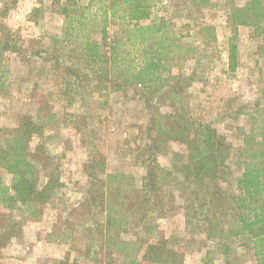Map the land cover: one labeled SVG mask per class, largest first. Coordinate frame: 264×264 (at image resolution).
<instances>
[{
    "label": "trees",
    "instance_id": "1",
    "mask_svg": "<svg viewBox=\"0 0 264 264\" xmlns=\"http://www.w3.org/2000/svg\"><path fill=\"white\" fill-rule=\"evenodd\" d=\"M188 1L176 0L174 10L180 11ZM17 2L5 0L0 9V98L11 94V55L40 66L39 74L48 73L56 81V90L40 95L33 114L20 113L14 125L0 126V169L7 173L6 180L0 172V253L24 235L27 223L40 220L52 206L61 211L48 237L68 249L51 264H184L185 250L167 238H154L157 224L147 226L143 236L126 237L131 228L135 230L130 226L132 218L144 222L153 212L167 218L179 207L187 235H203L198 238L200 246L217 243V249L208 247L203 253L202 264H238L231 258L232 246L242 237L249 238L257 264H264V103L256 100L247 113L246 105L233 113L227 109L226 116H248V128L238 127V144L228 141L213 122L193 116L187 90L199 80V66L178 73L172 66L194 48L181 44V28L172 20L152 14L148 0H87L83 5L82 0H52V10L63 15L66 23L63 35L53 37L46 47L34 39L24 45L4 22ZM190 2L200 10L210 0ZM92 4L97 5L95 10ZM41 8L32 13L39 14ZM226 20L228 70L233 72L240 27L264 35V0L241 4L229 0ZM110 26H116L111 39ZM93 31L100 33V40L91 35ZM198 33L207 43L217 41L215 25H201ZM103 90L133 91L132 98L139 95L150 110L139 130V143L132 149L144 167L140 183L124 171H107L105 154L88 138L97 130L87 101L95 94L104 96ZM56 93L70 102L80 97L86 111L64 110L60 115ZM61 127L74 128L82 143L92 147L83 163L87 181L73 206L62 198L60 158L47 148L50 134ZM170 142L185 145V152L172 151ZM160 157H170L172 167H164ZM78 209L88 218L87 237L72 226Z\"/></svg>",
    "mask_w": 264,
    "mask_h": 264
},
{
    "label": "rangeland",
    "instance_id": "2",
    "mask_svg": "<svg viewBox=\"0 0 264 264\" xmlns=\"http://www.w3.org/2000/svg\"><path fill=\"white\" fill-rule=\"evenodd\" d=\"M3 1L5 0H0V9ZM148 1L152 5L153 15L172 20L178 28H181L180 33L183 34L181 44L184 47L194 48L187 57L176 59L172 66L174 73L190 72L195 65L199 66L197 69L199 80L187 90L191 114L204 121L213 122L228 141L238 144L241 135L238 127L248 128V116L242 114L239 119H235L230 114L226 116V112L228 109L229 113H233L234 109L246 105L244 113L245 111L247 113L256 100L264 103V35H256L252 27H240L238 64L236 70L230 72L227 50L230 27L226 20L229 0H210L209 4L200 10L189 0L180 6L181 10L178 12L174 10L176 0ZM236 2L241 4L244 0H236ZM85 3H88L87 0H82L80 4ZM36 7H42L39 14L32 13ZM90 7L95 10L97 5L92 4ZM52 9V0H18L16 6L3 20L18 33L24 45H28L30 40L34 39L46 47L52 42L53 37L63 35L66 23L65 17ZM191 11L192 15L188 16ZM142 22L147 23L148 19ZM204 24L215 25L218 37L216 42L207 43L198 33V29ZM115 30L116 26H110V39L116 34ZM99 34L93 31L91 35L100 40ZM118 35H121V32ZM39 67L32 62L24 63L16 55H11L10 76L14 80L11 94L0 98V126L14 125L20 113L33 114L35 102L40 95L56 90V81L46 72L40 75ZM132 92L103 90L104 96L95 94L88 99L89 112L97 130L96 134L88 138L93 139L96 148L105 154L107 171H124L134 176L135 183H140L144 167L141 165V158L136 157L132 149L139 143V130L145 126L150 110L148 111L143 101L138 98L139 95L132 98ZM56 99V109L60 115L64 110L86 111L85 101L80 97L71 102L67 96L57 95ZM163 106L167 107V104ZM169 145L172 151L185 152V145L175 142H170ZM47 148L50 155L60 158V176L65 182L61 190L62 198L73 206L81 198V187L87 181L83 173V163L87 161L92 147L82 143L81 134L74 128L61 127L50 134ZM170 159V157H160V162L164 167L170 168L172 167ZM0 172L7 180V173L3 169H0ZM176 176L180 177V174L177 172ZM44 181L45 178L42 176L41 184ZM177 203L181 205L182 200L178 199ZM60 211L59 208L49 206L40 220L26 224V226L31 225L32 241H28L24 246L25 255L21 256V259L31 257L34 259L32 264H51L53 259L65 255L68 246L62 241L48 237ZM71 222L78 235L84 237L90 235L88 218L82 214L81 209L75 211ZM32 224H38L40 227ZM150 224H157L154 238H167L171 245L186 251L184 264H202L201 258L206 249L208 247L217 249L216 241H208L200 246L198 238L203 235H196L193 238L186 234L183 209L179 207L167 218H158L154 212L149 213L144 222H140L137 217L132 218L130 226L134 225L135 230L131 228L126 237H132V234L136 233L143 236L146 227ZM22 237L19 239L21 240ZM35 239L42 241L39 246L36 245V249L31 246L37 244ZM44 240H47V244ZM232 247L231 258L235 263L257 264L254 255L251 254L248 237L235 240ZM13 249L14 247L11 250ZM37 250L43 251L38 254L35 252ZM14 255L17 254L0 257V264L5 260L8 261L7 264H12L8 258ZM220 256L217 254L219 258L216 263L221 260ZM119 262L121 263V259Z\"/></svg>",
    "mask_w": 264,
    "mask_h": 264
},
{
    "label": "crops",
    "instance_id": "3",
    "mask_svg": "<svg viewBox=\"0 0 264 264\" xmlns=\"http://www.w3.org/2000/svg\"><path fill=\"white\" fill-rule=\"evenodd\" d=\"M31 223H33V222H31ZM32 225H34V224H32ZM30 226L31 225L25 226V232H24V235H23L21 240L19 238H17L10 245H8V247L3 248V250H2V252L0 254V257H3L5 255H7V254H17V255H14L11 258H8L11 261L12 264H29V263L32 264V262H34L33 261L34 259L31 258V257H28L26 259L24 257V259H21V256L25 255L24 250H23L24 246L27 244L28 241L29 242L32 241V239H31L32 233L30 231ZM34 226H36L38 228L40 227L38 224H35ZM35 240H36L37 244L36 243L35 244H31V246L36 249L37 248L36 245L39 246L42 241L38 240V239H35ZM44 242H46V244H47V240H44ZM21 246H23V247H21ZM12 247H14L13 250H11ZM27 248H29V247H27ZM42 251L37 250L35 252L40 254ZM7 262L8 261L5 260L3 264H7Z\"/></svg>",
    "mask_w": 264,
    "mask_h": 264
}]
</instances>
